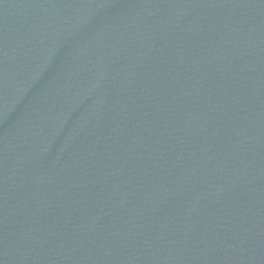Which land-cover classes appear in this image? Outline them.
Here are the masks:
<instances>
[{
  "label": "water",
  "instance_id": "water-1",
  "mask_svg": "<svg viewBox=\"0 0 264 264\" xmlns=\"http://www.w3.org/2000/svg\"><path fill=\"white\" fill-rule=\"evenodd\" d=\"M264 75V0H0V255L125 193Z\"/></svg>",
  "mask_w": 264,
  "mask_h": 264
}]
</instances>
